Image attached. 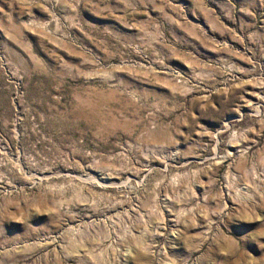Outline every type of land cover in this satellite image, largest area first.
<instances>
[{"label":"rangeland","instance_id":"obj_1","mask_svg":"<svg viewBox=\"0 0 264 264\" xmlns=\"http://www.w3.org/2000/svg\"><path fill=\"white\" fill-rule=\"evenodd\" d=\"M0 264H264V0H0Z\"/></svg>","mask_w":264,"mask_h":264}]
</instances>
